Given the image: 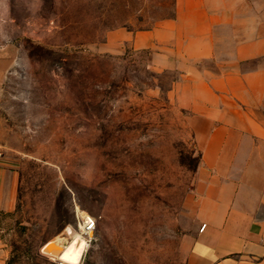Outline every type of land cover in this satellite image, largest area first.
<instances>
[{"label": "rangeland", "instance_id": "obj_1", "mask_svg": "<svg viewBox=\"0 0 264 264\" xmlns=\"http://www.w3.org/2000/svg\"><path fill=\"white\" fill-rule=\"evenodd\" d=\"M174 11L175 0H0V168L15 176L0 264H67L53 254L80 238L77 264H185L199 153L173 89L180 60L162 33L147 36Z\"/></svg>", "mask_w": 264, "mask_h": 264}, {"label": "crops", "instance_id": "obj_2", "mask_svg": "<svg viewBox=\"0 0 264 264\" xmlns=\"http://www.w3.org/2000/svg\"><path fill=\"white\" fill-rule=\"evenodd\" d=\"M174 13L147 36L180 60L173 89L199 153L185 264H264V0H175ZM14 203L0 168V210Z\"/></svg>", "mask_w": 264, "mask_h": 264}, {"label": "bare ground", "instance_id": "obj_3", "mask_svg": "<svg viewBox=\"0 0 264 264\" xmlns=\"http://www.w3.org/2000/svg\"><path fill=\"white\" fill-rule=\"evenodd\" d=\"M77 246L79 250L77 249L75 251H72L73 249L72 247H77ZM83 248H84V243H83V240L80 238L76 242L74 241L71 242L70 245L65 247L64 250L60 252L59 254L55 255L54 253L53 256L57 257L59 260L67 264H77Z\"/></svg>", "mask_w": 264, "mask_h": 264}, {"label": "built area", "instance_id": "obj_4", "mask_svg": "<svg viewBox=\"0 0 264 264\" xmlns=\"http://www.w3.org/2000/svg\"><path fill=\"white\" fill-rule=\"evenodd\" d=\"M80 220H81L80 228L84 234H88L93 231L95 226V221L92 217L88 215H82L80 217Z\"/></svg>", "mask_w": 264, "mask_h": 264}, {"label": "water", "instance_id": "obj_5", "mask_svg": "<svg viewBox=\"0 0 264 264\" xmlns=\"http://www.w3.org/2000/svg\"><path fill=\"white\" fill-rule=\"evenodd\" d=\"M89 234H90V236H91V235H92V232H90Z\"/></svg>", "mask_w": 264, "mask_h": 264}]
</instances>
